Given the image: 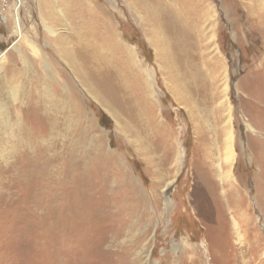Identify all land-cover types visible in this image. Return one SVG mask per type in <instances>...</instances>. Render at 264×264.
<instances>
[{
	"label": "rangeland",
	"instance_id": "1",
	"mask_svg": "<svg viewBox=\"0 0 264 264\" xmlns=\"http://www.w3.org/2000/svg\"><path fill=\"white\" fill-rule=\"evenodd\" d=\"M87 1L0 0V264H264V0H201V24L213 36L202 43L209 55L186 58L193 69L172 78L143 34L124 27L130 44L140 43L127 68L139 78L144 102L123 93L114 78L102 105L75 79V98L56 116L31 104L60 79L57 67L69 72L54 54L47 28L74 41L83 21L78 7H98ZM98 1L113 26L133 22L123 0H111L108 11L107 1ZM116 57L121 61L111 53L110 66ZM128 72L125 82L132 87ZM217 114L231 140L227 175L222 155L213 162L225 180L209 178L201 159L198 130L210 131ZM78 137L83 142L74 144ZM52 147L92 160L99 149L109 161L106 175L76 179L83 208L67 219L62 215L72 226L64 233L57 228L54 200L37 194L34 170H53V157L48 153L41 163L32 155L19 159L24 151ZM171 149L182 157L178 166ZM24 167L33 171L22 172ZM118 172L123 177L114 179ZM132 183L138 194L131 205L118 188ZM114 200L119 205L106 209ZM81 213L89 214L87 222Z\"/></svg>",
	"mask_w": 264,
	"mask_h": 264
},
{
	"label": "bare ground",
	"instance_id": "2",
	"mask_svg": "<svg viewBox=\"0 0 264 264\" xmlns=\"http://www.w3.org/2000/svg\"><path fill=\"white\" fill-rule=\"evenodd\" d=\"M106 1H107L106 3L109 5V7L106 10L108 11L110 10L111 7L114 6H111L112 3L111 0H106ZM123 2L125 4V7L130 11L131 15L129 17H131V20L133 22H127L125 20V22H118L117 26H113L109 19L110 16H108L107 14H105L104 16L102 14L103 13L102 9H99L102 3L96 0V5H98V7H96L95 9L88 8L87 11H84L86 9L83 8L84 10H82V8L81 9L79 8L80 6L78 7L76 11V15L83 17V21L79 27L77 28L75 27V31L77 30L75 35H77L78 37L75 36L76 39L74 41L73 40L70 41L71 38L65 39L63 36L61 35L59 36L58 34H56L55 31H53L52 29L46 27L47 32L52 37L51 38L52 40H49L48 42H50V44L52 45L54 49V54L63 61L65 69L66 68L69 69V72L68 74H66L64 73L63 69L60 70L57 67L56 75L57 77H60V79L58 78L54 79L53 84L51 85L50 89H48L47 91V95H48L47 97L39 100V102L34 101L32 103L31 101L32 105L36 103L41 107L42 110L43 108L45 110L51 109L52 111H55L56 116L59 115L61 111V105H70L71 100L73 101V99L76 96L74 95L76 93L74 92V88H73L75 79H76V83L79 84V87L85 89L87 93L92 94L94 98H96L102 105H107L106 100L104 99L103 96V92H107V90H110V92L113 93L112 89L114 86V78L121 84L123 93H128L131 96L132 100L136 102L138 100L139 101L142 100V102H144L143 92H141L142 90L140 88V84H141L140 80L136 74L132 77L131 72L130 71L128 72V68H127V66L129 65L127 63L128 62L133 63L134 59L137 58L136 49L140 47V43L137 42L136 46L131 45L128 37L127 38L124 37V32H123L124 27L132 28L133 30L139 31V33L141 32V34H143L141 38L146 41L148 45L147 46L148 49L149 50L152 49L154 51L155 57L161 60L162 62L161 69L162 71L163 69L166 71V74L169 78H172L174 76L175 77L182 76L179 73L180 71H183V75H184L186 72H190V70L193 69L191 65L185 64L186 58H192L193 60H196L197 58H203L204 55L206 57L207 55H209V53L204 49L202 43H204L206 39L213 38V36L211 35V32H210V36H208L205 33L204 26L202 25L204 21L206 23V20L203 21L202 19L203 15L201 13L205 14V11L204 8L202 7L201 0H123ZM64 4L65 3H63V5ZM47 5H49V7L51 6L53 7L52 1L47 2ZM97 9L99 10L98 12ZM107 13H110V15L113 14L111 12H107ZM201 19H202V24H201ZM72 28H74V26ZM191 48H193L194 50H191ZM111 53L112 55L118 54L122 62L119 61L116 57L115 64L110 66L108 59H111L110 58ZM212 59L213 61L215 60V58ZM122 63H124V66H121ZM44 67L47 69L46 66ZM26 68L29 69V67L24 65L25 70ZM127 72H128V77L129 78L132 77V87L126 85L125 79L127 78L126 76ZM8 73H10V71H8ZM196 74L195 75L198 76L199 71L196 70ZM67 75L68 77L64 81L63 79ZM51 79L52 78H50V80ZM143 80L145 84L147 80L146 79ZM92 81L98 83V87H97L98 90L92 84ZM108 81L110 82L109 87H108ZM193 81L197 82L198 80H193ZM40 85L43 86L44 83ZM61 89H62L61 93H63L64 96L58 95L59 90ZM13 99L15 100V97H13ZM29 99L31 100L30 97ZM186 100L187 98L185 96L184 101ZM214 100L215 99H211V104L215 103ZM131 103L134 102L132 101ZM190 110L194 114L196 113L197 108L190 107ZM196 114L192 118H195V121L200 122L201 120ZM112 116L114 117V115ZM215 118H216L215 123L212 129H210V131L208 132L207 130L204 131L205 130L204 128L198 130V132L200 133L199 139L203 144L202 145L203 154L201 155L202 157L201 159L202 161H204L203 163L205 164L206 169H208V171L210 172L209 174H207L209 178H212L213 175L216 178L217 177L220 178L222 176L221 173L217 171L218 169H215L213 167V162L215 160H218L217 157H221V155L224 157V168L226 170L225 172L226 175L228 173L227 171L230 166V159H232L231 158L232 150L230 151L231 140L230 137L228 138V128L226 126L225 128L219 127L220 123L223 122V117H221L220 114H217ZM0 126L5 127V121L1 122ZM53 127L57 130L58 126L56 125L55 121L53 122ZM222 137H224V139H222ZM82 142L83 141L80 140L79 137L74 140V144H81ZM170 151L171 153L170 152L169 153L171 159H174L173 161L175 162L176 166H178L179 163L181 162V158H182L181 155L178 154L176 150L172 152L171 149ZM48 153L50 157H53V159L50 161H53L54 169L45 172L41 170H34L36 176V185L40 186L41 188V191L37 190V194L45 196L46 198L48 194V198L50 200H54L52 204L54 205L55 212L57 213L56 214L58 221V223L56 222L57 228L59 229L61 228L59 231L64 233L66 232L67 228L69 227L72 228V226L68 225L67 222H65V220L63 219V217L65 216L64 218L67 219V217H70V215L76 214V212L80 208L81 209L83 208L80 205V202L83 201L79 197L80 186L76 185V179H81L84 178L85 176H92V175L93 176L96 175L98 177L99 176L102 177L103 175H106L104 170H108L109 161L104 157L103 152H99V149L98 152L95 153L97 155L95 160H92L90 158L79 157L76 153L74 154L73 150H71L70 153L68 154V152L67 153L61 151L56 152L54 148L51 150H48L47 148H42L35 152L24 151L22 152V155L20 156L19 159L28 160L29 158H31L30 155H32L37 158L40 157L38 163H41V161H43L44 156L47 155ZM165 160L167 159L165 158ZM207 160H209V162H206ZM27 169H28L27 167H24V170H22V172L23 171L27 172ZM28 171L29 172L33 171V168L30 167ZM114 175H115L114 179H120L121 177H123L121 172H118L117 174ZM104 185L106 186V184ZM119 185L120 184H118V186ZM136 189L137 188L136 186H134L133 183L129 186L121 185L119 186L118 190L122 191L123 196L119 193V191L116 193L120 194L121 198L123 197L122 199L123 202H125L131 200V198L134 197H135L134 199H136V195L138 194L137 193L138 191ZM106 190H107V186L104 192ZM135 190L137 191L136 193L134 192ZM119 200H114L113 205H108L109 208L106 209H111V207L116 206L117 203L119 205ZM128 203H131L132 205L131 201H128ZM63 214L64 216L62 217ZM84 216H85L84 213L80 214V218L87 222L88 220L87 216H85L86 218ZM69 231L70 230H68V232ZM64 238H66V234ZM60 239L62 238L60 237ZM195 252L198 253L197 250Z\"/></svg>",
	"mask_w": 264,
	"mask_h": 264
}]
</instances>
